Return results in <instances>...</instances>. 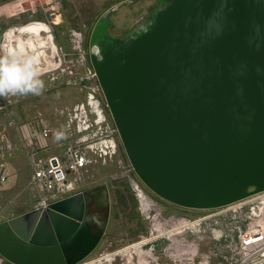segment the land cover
<instances>
[{
  "label": "water",
  "instance_id": "95a60500",
  "mask_svg": "<svg viewBox=\"0 0 264 264\" xmlns=\"http://www.w3.org/2000/svg\"><path fill=\"white\" fill-rule=\"evenodd\" d=\"M110 28L107 13L93 30L96 65L144 182L187 208L262 191L264 0H161L135 31ZM91 199L81 191L0 221V254L14 264L82 261L107 228L90 223Z\"/></svg>",
  "mask_w": 264,
  "mask_h": 264
},
{
  "label": "rangeland",
  "instance_id": "374dc122",
  "mask_svg": "<svg viewBox=\"0 0 264 264\" xmlns=\"http://www.w3.org/2000/svg\"><path fill=\"white\" fill-rule=\"evenodd\" d=\"M10 1L13 0H0V3ZM25 1V4L18 1L20 8H5L8 19L4 29L15 25L17 12L26 8L37 18L20 24L45 22L49 26L45 34L51 37L52 45L45 51L41 77L44 89L40 95L0 97V144L10 141L0 160V170L7 174V180L0 186V221L36 208L37 193L30 183L32 161L17 126L42 116L52 128L51 152H60L65 145L83 136L89 141L112 138L115 143L106 156L95 154L83 187V191L98 189V203L109 207L107 228L96 249L76 264H230V254L220 252V248L236 238L240 228L264 225V190L215 208H187L159 197L133 168L89 64L90 36L98 19L108 13L111 32L126 35L148 23L161 0ZM1 37L0 33V46ZM13 37L21 38L20 35ZM28 41L25 44L32 52L35 48ZM91 94L100 99L106 119L97 124L98 116L93 112L89 117L93 125L80 132L76 128L78 120L70 125V116L78 104L88 105ZM133 179L157 207L146 213ZM186 221L194 224L174 234L163 233L139 247H132L128 253H117L144 237L163 232L165 227L174 228ZM0 264L14 263L0 254Z\"/></svg>",
  "mask_w": 264,
  "mask_h": 264
},
{
  "label": "built area",
  "instance_id": "2783aa9c",
  "mask_svg": "<svg viewBox=\"0 0 264 264\" xmlns=\"http://www.w3.org/2000/svg\"><path fill=\"white\" fill-rule=\"evenodd\" d=\"M8 31L9 29L5 30L0 22V33L3 37ZM92 73L96 76L93 71ZM100 103V99L91 94L88 105L78 104L75 112L71 113L70 125L78 120L76 128L80 132L90 129L93 122L89 117L93 112L98 116L95 119L97 124L105 121L106 117ZM17 127L31 157L33 173L30 183L37 193L36 208L40 209H45L66 196L83 191L88 181L90 167L96 158L95 154L106 156L115 146L112 138L89 141L87 136H83L77 142L65 145L62 151L51 152L52 128L42 116L31 118L18 124ZM4 135L8 136L7 132ZM8 146L10 141L8 144H0V160ZM6 180L7 174L1 169L0 186ZM229 241L220 248V252L230 254V264H264V225L240 228L237 237Z\"/></svg>",
  "mask_w": 264,
  "mask_h": 264
},
{
  "label": "clouds",
  "instance_id": "9594fccd",
  "mask_svg": "<svg viewBox=\"0 0 264 264\" xmlns=\"http://www.w3.org/2000/svg\"><path fill=\"white\" fill-rule=\"evenodd\" d=\"M42 69L35 54L24 46H0V97L40 95Z\"/></svg>",
  "mask_w": 264,
  "mask_h": 264
},
{
  "label": "crops",
  "instance_id": "0c3cea01",
  "mask_svg": "<svg viewBox=\"0 0 264 264\" xmlns=\"http://www.w3.org/2000/svg\"><path fill=\"white\" fill-rule=\"evenodd\" d=\"M18 1L20 3H23V4L26 3L25 0H13L12 2L10 1V2H8L6 4L0 3V22L2 23L3 27L5 26V23H7L6 21L8 19L7 15H6L7 13L5 11V8H7L8 10H10L11 8L13 10L16 7L20 8L21 5L18 3ZM36 18H37V16H33V13L31 11H27L26 8L23 10V12H19V13L17 12V15L15 17V19H17V21H16L15 25H13L12 27L9 28V31H8L7 35H5L3 37V34H2V37H1L2 38V46L3 45H7V46H11L12 47V45L20 44V43L25 42V40L27 42L28 39H29V38H27L28 36H26L27 34L31 35V37H33V39L34 38L38 39V36H41V35L42 36H46V34H45L46 30L41 29L40 27H37V28L32 27V25H35L37 23H45V22L32 21V22L27 23V24H23V25L20 24L22 22H27V20H34ZM17 35L21 36V38H20L21 42H20V40H16L13 37V36H17ZM29 43L31 44L30 46L32 48L37 47L31 53H33L35 51V53H33V54H35L37 59H39L38 60L39 66H40L41 69H44L45 68V63H46V61H45V51L46 50H50V47L45 50V45H43L45 43H42V41L41 42H36L35 45H33L31 42H29ZM25 48L27 50L30 49V47H28V45L26 46V44H25Z\"/></svg>",
  "mask_w": 264,
  "mask_h": 264
},
{
  "label": "bare ground",
  "instance_id": "6f19581e",
  "mask_svg": "<svg viewBox=\"0 0 264 264\" xmlns=\"http://www.w3.org/2000/svg\"><path fill=\"white\" fill-rule=\"evenodd\" d=\"M32 27H34V28H37V27H40L41 29H44V30H46V32L47 31H49V27L46 25V24H44V23H37V24H35V25H32ZM26 36H28L27 38H29L28 40L33 44V45H35L36 44V42H41L42 41V43H45V44H43V45H45V50L46 49H48L49 47H51V45H52V39H51V37L49 36V35H46V36H38V39L36 38H34L33 39V37H31V35H26ZM23 40V39H22ZM20 42H21V40H20ZM24 43H26L27 44V42H23V43H20V44H15V45H12V47H15V46H17V45H21V46H24L25 47V44ZM42 47V46H41ZM35 48H37V47H35ZM33 53H35V51L33 52ZM40 57V56H39ZM37 60H39V59H37ZM42 66V65H41ZM135 183V184H134ZM133 185H134V188L137 190V192H138V195H139V197H140V199H141V202H142V206H143V208H144V210L146 211V213L148 212V211H150V209L151 208H153V207H157V203L153 200V198L152 197H150L149 195H147L145 192H144V190L138 185V183L133 179ZM261 196V195H260ZM263 196V195H262ZM158 210H160V209H158ZM157 219V218H156ZM191 224H194L193 223V221H186L185 223H182L180 226H175L174 228H166L165 227V229H163L164 231L163 232H159V233H154V234H152L150 237H144L142 240H140L139 242H136L135 244H133V246H127V247H124V248H122V250H120V251H118L117 253H119V252H129V250L132 248V247H139V246H141V245H143V244H145V243H147L148 241H150V240H152L153 238H156V237H158V236H160L161 234H174V232L177 230V231H179L178 229H180V228H184V227H188V226H190ZM176 231V232H177ZM141 252V251H140ZM141 254H143V253H141ZM142 258H144L145 256L144 255H142L141 256ZM105 258H108V256H107V254H106V257ZM111 258V257H110ZM145 260V259H144ZM92 263V262H91ZM84 264H88V263H84Z\"/></svg>",
  "mask_w": 264,
  "mask_h": 264
},
{
  "label": "flooded vegetation",
  "instance_id": "af4514ba",
  "mask_svg": "<svg viewBox=\"0 0 264 264\" xmlns=\"http://www.w3.org/2000/svg\"><path fill=\"white\" fill-rule=\"evenodd\" d=\"M97 21H99V19ZM94 28H93V30H94ZM90 44H92V47H91V53H90V57H89L90 58L89 64H90L93 72L96 75V80H97L98 85L102 89L101 83H100V77H99V73H98V68H97V65L95 63V62H97V60H99L102 57V54H101L100 49H98L97 45L93 41V31H92L91 36H90ZM102 91H103V89H102ZM83 192H85L86 194L92 195V199L88 203L87 217H88L90 223L95 228V230L98 231L99 229L102 228V226H103L102 223L104 221L105 222L107 221V224H108L109 214H110L109 213V207L108 206H102L98 203V199H97L98 198L97 197L98 189L95 188L91 191L84 190Z\"/></svg>",
  "mask_w": 264,
  "mask_h": 264
},
{
  "label": "trees",
  "instance_id": "16d2710c",
  "mask_svg": "<svg viewBox=\"0 0 264 264\" xmlns=\"http://www.w3.org/2000/svg\"><path fill=\"white\" fill-rule=\"evenodd\" d=\"M91 45V47H92V44H90ZM95 62V61H94ZM96 63V62H95ZM98 73H99V77H100V72H99V70H98ZM100 83H101V87H102V89H103V92H104V95H105V98H106V101H107V103H108V105H109V108H110V110H111V105H110V100H109V98H108V94H107V92H106V90H105V88H104V86H103V84H102V81H101V78H100ZM111 114H112V119H113V121H114V123H115V126H116V128L118 129V125H117V123H116V120H115V118H114V114H113V112H112V110H111ZM123 146H124V144H123ZM124 148L126 149V146H124ZM130 159V158H129ZM130 161H131V159H130ZM132 163V162H131ZM133 165V164H132ZM140 177V176H139ZM141 178V177H140ZM142 179V178H141ZM143 180V179H142ZM143 182H144V180H143ZM145 183V182H144ZM146 184V183H145ZM147 185V184H146ZM148 186V185H147ZM155 194H157L159 197H161L162 198V196H160L155 190H153L150 186H148ZM260 190H264V188H261V189H259V190H257V191H260ZM253 192H249V193H247V194H244V195H242V196H240V197H238V198H236V199H234V200H230V201H228V202H226V203H224V204H221V205H217V206H211V207H201V208H215V207H220V206H222V205H225V204H228V203H231V202H233V201H236V200H238V199H241V198H243V197H246V196H248V195H250V194H252ZM163 199H165V198H163Z\"/></svg>",
  "mask_w": 264,
  "mask_h": 264
}]
</instances>
